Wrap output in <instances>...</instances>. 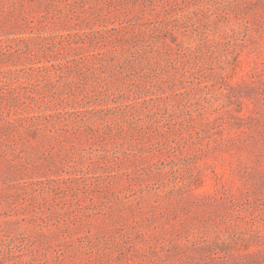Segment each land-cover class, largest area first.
<instances>
[{"label":"rangeland","instance_id":"374dc122","mask_svg":"<svg viewBox=\"0 0 264 264\" xmlns=\"http://www.w3.org/2000/svg\"><path fill=\"white\" fill-rule=\"evenodd\" d=\"M0 264H264V0H0Z\"/></svg>","mask_w":264,"mask_h":264}]
</instances>
